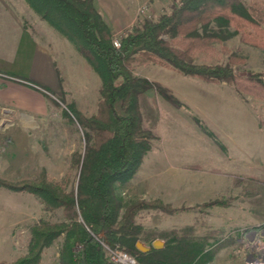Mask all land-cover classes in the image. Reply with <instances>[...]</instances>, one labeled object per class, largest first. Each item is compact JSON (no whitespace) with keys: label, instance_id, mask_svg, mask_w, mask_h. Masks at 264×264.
<instances>
[{"label":"rangeland","instance_id":"374dc122","mask_svg":"<svg viewBox=\"0 0 264 264\" xmlns=\"http://www.w3.org/2000/svg\"><path fill=\"white\" fill-rule=\"evenodd\" d=\"M179 2L94 0V5L115 39H119L135 25L148 18L157 19ZM227 30L213 21L208 28L200 27L199 32L209 36L205 46L192 55V62L230 63L242 76L253 72L264 74V52L243 42L234 28L228 33ZM133 67L135 76L158 83L165 95L152 89L141 96L142 124L152 131L153 138L136 173L125 183L114 185L121 205L119 218L126 207L139 200L159 199L174 211L137 210L139 241L151 245L161 239L166 244L172 237H186L203 241L209 248L219 239L237 237L236 241L221 246L208 264H247L248 252L239 241L241 234L264 226V101L237 91L226 81L186 75L166 64L135 62ZM91 81L95 84L91 85V93L99 103L102 80L97 72ZM63 96L57 98L61 103L49 95L47 98L52 106L64 108V112L67 105H74L84 116L94 115L84 114L79 107L90 106L87 93L72 89ZM66 116L64 131H60L61 125L53 124L54 129L49 131L56 138L39 140L36 146L17 145L22 142L0 133V178L30 180L46 171L53 179L65 183L67 190L76 189L79 169L72 166V156L85 148V129L75 118ZM204 128L217 134L226 150ZM49 131L40 129L33 134ZM48 143L53 145H45ZM215 199L227 200L228 205L203 206ZM66 219L62 208L44 209L34 195L0 185V264L27 251L32 225ZM63 241V237L56 239L40 264H67L60 257ZM105 256L108 258L107 252Z\"/></svg>","mask_w":264,"mask_h":264},{"label":"trees","instance_id":"16d2710c","mask_svg":"<svg viewBox=\"0 0 264 264\" xmlns=\"http://www.w3.org/2000/svg\"><path fill=\"white\" fill-rule=\"evenodd\" d=\"M26 2L72 41L90 62L102 80L101 98L97 112L90 117L74 105L65 109L85 129V148L72 156V166L79 169L76 189L67 190L65 183L53 179L46 171L30 180L0 178L3 187L28 192L39 198L44 209L62 208L67 215L66 220L32 225L27 251L1 264H40L44 252L59 237L64 238L60 257L67 264L111 263L105 256L104 244L126 250L140 264H208L221 246L238 238L219 239L206 248L203 241L172 237L163 248L155 249L151 244L148 252H142L136 246L140 240L135 220L137 210L157 208L173 212L174 209L159 199L139 200L126 207L119 218L121 205L114 185L125 183L136 173L153 138L152 131L142 124L141 96L152 89L164 94L158 83L135 76L133 66L135 62L166 64L186 75L226 81L237 91L264 101L263 73L242 76L230 63L209 65L191 60L209 36L201 34L200 27L208 28L212 21L228 29L227 33L234 28L243 42L264 52V0H180L169 12L157 19H145L119 39H115L94 0ZM14 77L36 84L30 79ZM204 130L226 150L217 134L209 128ZM218 204L227 206L228 201L215 199L203 206Z\"/></svg>","mask_w":264,"mask_h":264},{"label":"crops","instance_id":"0c3cea01","mask_svg":"<svg viewBox=\"0 0 264 264\" xmlns=\"http://www.w3.org/2000/svg\"><path fill=\"white\" fill-rule=\"evenodd\" d=\"M14 76L30 79L42 88ZM95 76L96 70L76 45L42 19L26 0H0V133L25 146L55 139L49 130L56 124L64 131L68 118L64 108L52 106L47 96L61 103L57 98H64L63 93L69 90L87 93L90 106L86 110L85 104L78 106L84 114H95L98 100L90 90ZM97 86L100 89V82ZM40 129L50 133L33 134ZM34 140L37 142H31Z\"/></svg>","mask_w":264,"mask_h":264},{"label":"built area","instance_id":"2783aa9c","mask_svg":"<svg viewBox=\"0 0 264 264\" xmlns=\"http://www.w3.org/2000/svg\"><path fill=\"white\" fill-rule=\"evenodd\" d=\"M119 44L118 40L115 41ZM242 237V238H241ZM239 241L247 249V264H264V226L241 234ZM109 260L113 264H138L137 259L120 247L104 244Z\"/></svg>","mask_w":264,"mask_h":264},{"label":"water","instance_id":"95a60500","mask_svg":"<svg viewBox=\"0 0 264 264\" xmlns=\"http://www.w3.org/2000/svg\"><path fill=\"white\" fill-rule=\"evenodd\" d=\"M165 242L161 239H156L153 241L152 246L155 249H161L164 247ZM137 248L142 252H148L151 248L150 246L144 244L142 241H138L136 244Z\"/></svg>","mask_w":264,"mask_h":264}]
</instances>
